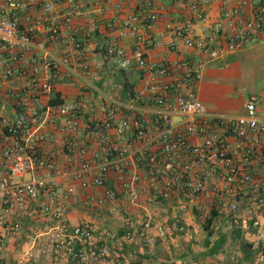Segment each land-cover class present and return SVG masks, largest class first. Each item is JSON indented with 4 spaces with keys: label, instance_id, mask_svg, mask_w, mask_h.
<instances>
[{
    "label": "built area",
    "instance_id": "obj_1",
    "mask_svg": "<svg viewBox=\"0 0 264 264\" xmlns=\"http://www.w3.org/2000/svg\"><path fill=\"white\" fill-rule=\"evenodd\" d=\"M56 1L67 6L61 24L56 23ZM36 9L40 13L34 15ZM188 13L185 20L162 16L173 40L170 48L181 41L215 59L237 52L245 44L264 41V0H237L233 7L223 8L212 26L215 43L211 45L190 38L195 21L208 22L200 5L191 2ZM79 14V0H0V248L3 237L22 232V220L30 213L36 221L52 223L33 237H46L44 254H60L72 264H98L110 257L109 250L96 238L94 227L69 225L65 196L56 181L55 154L39 146L52 142L44 128L55 127L60 117L59 132L68 133L65 145L69 152L74 150L72 137L79 130L78 111L69 103L52 104L49 97L60 67L65 68L67 76L78 79L87 70V47L72 24ZM156 19V15L150 16L146 28ZM129 33L138 39L142 36L135 26ZM60 39L69 49L57 57ZM107 53L118 59L121 69H137L145 85L128 97L120 117L111 108L106 120L88 131V139L98 144L103 156L83 163L75 173L81 187L105 186L114 166L108 159L115 151L108 130L114 128L119 136L127 133L136 143L135 161L147 174L146 194L150 199H174L188 206L199 221L214 219L213 231L222 226L225 231L258 228L260 221L249 214L257 211L264 218V191L255 172L264 155V120L251 115L209 113L196 89L203 63L184 60L172 65L153 64L140 43L129 56L115 45L108 46ZM256 103L257 99L250 97L246 107ZM139 112L151 115L148 125ZM174 116L180 117L178 122ZM83 145L78 144L77 154H83ZM93 169L96 173L88 181L86 174ZM37 171L47 174L31 175ZM25 175L31 178L15 181ZM242 197H247L243 207L246 216L239 217L238 199ZM114 199V191L105 188L97 201ZM131 199L134 203L139 200L136 192ZM142 229V235L152 230L155 237L163 239L172 234L174 225L148 219ZM108 237L115 241L113 235ZM131 237L132 233H127L124 238ZM152 237L146 239L147 244L153 243ZM31 262L34 257L25 251L21 264Z\"/></svg>",
    "mask_w": 264,
    "mask_h": 264
},
{
    "label": "crops",
    "instance_id": "obj_2",
    "mask_svg": "<svg viewBox=\"0 0 264 264\" xmlns=\"http://www.w3.org/2000/svg\"><path fill=\"white\" fill-rule=\"evenodd\" d=\"M259 1L252 0L253 3ZM191 2L200 5L208 22L203 24L195 21L190 38L208 45L215 43L211 35L213 24L222 14V9L233 7L237 0H79L80 14L73 19L72 24L78 31V39L87 47V70L83 73L84 77L78 79L67 76L65 68L60 67L59 73L53 78L54 92L49 97L51 103H69L78 111L79 130L72 137L74 150L69 152L65 145L68 133L59 132L63 120L60 117H57L55 127L44 128L52 142H43L39 146L43 151L55 154L58 171L56 181L65 196L69 225L86 224L94 227L96 238L109 250L110 257L98 264H264V218L260 212L249 214V217L260 221L258 228L235 227L225 231L222 226L213 231L209 246L193 244L203 232L195 224L199 220L188 206L183 207L174 199L152 200L147 196V174L143 166L135 161L137 145L127 133L119 136L114 128L108 130L115 147L108 159L114 166L104 187L89 185L82 188L74 176L83 163L90 164L103 156L98 144L88 139L90 128L104 122L111 108L116 109L117 117H120L128 97L145 85L137 69L120 68L118 59L107 53L110 45L122 49L129 56L135 44L140 43L148 61L157 65H172L184 60L193 64L203 63L196 89L198 99L209 113L251 115L264 120V88L258 86L264 82V41L260 44H245L241 50L224 53L215 59L196 48L184 46L181 41H177L175 48H170L173 40L165 30L166 19L162 16L166 15L168 20L188 19ZM66 8L63 2L56 1V23H62L60 17ZM33 12L36 15L40 10ZM153 15L157 19L147 29L149 17ZM132 26L142 32L140 39L130 35ZM216 42L224 47L220 40ZM68 49L65 41L60 39L56 45V56L62 57ZM250 97H255L257 103L248 108L246 102ZM138 115L148 125L151 115L140 112ZM179 118L174 116L176 122ZM81 142L84 151L79 155L77 148ZM116 169H121L122 173ZM255 172L260 190L264 191V155ZM95 173L96 169L87 172L86 179L91 180ZM43 174L47 173L37 171L31 175ZM31 175L18 179L28 180ZM134 177L136 180L132 182ZM105 188L114 191L115 199L98 203ZM69 189L72 192L68 193ZM133 192L139 198L136 203L131 199ZM246 201L247 197L238 199L239 217L246 216L243 209ZM148 219H153L155 223H174L172 234L163 239L155 237L152 230L151 234L142 235V225ZM22 223V232L2 238L1 262L21 264L24 252L29 251L34 257V262L30 264H72L60 254L43 253L46 237L34 240L35 233L51 226V222L36 221L29 213ZM180 226L183 230L179 229ZM127 233H132L130 239L124 238ZM108 235H113L115 241L112 242ZM150 235L154 236L153 243L147 244L146 239ZM222 239L223 244L214 250L213 246ZM241 242L252 246L249 260L243 257Z\"/></svg>",
    "mask_w": 264,
    "mask_h": 264
},
{
    "label": "trees",
    "instance_id": "obj_3",
    "mask_svg": "<svg viewBox=\"0 0 264 264\" xmlns=\"http://www.w3.org/2000/svg\"><path fill=\"white\" fill-rule=\"evenodd\" d=\"M56 104H59V103L56 102ZM214 222H215L214 219L209 218V219H207L203 223V225H204L203 230L208 233V240H207V242L209 241V238H211L213 236V230L211 228H212V225L214 224ZM170 224L171 225H174V223H170ZM222 244H223V239L222 240H219L216 243V245L213 246L214 250L219 249ZM241 245H242V248H244L243 253H242L244 259L245 260H249V258L252 256V252H253L252 251V246L251 245H246V243H244V242H241ZM245 249H246V251H245ZM0 264H5V263H3V262L0 261Z\"/></svg>",
    "mask_w": 264,
    "mask_h": 264
},
{
    "label": "rangeland",
    "instance_id": "obj_4",
    "mask_svg": "<svg viewBox=\"0 0 264 264\" xmlns=\"http://www.w3.org/2000/svg\"><path fill=\"white\" fill-rule=\"evenodd\" d=\"M258 86H260V88H264V82L262 81ZM176 121V120H175ZM15 181H20L18 178H15ZM195 224H197L198 226H199V228H201L202 229V231L203 232H201V236L198 238H195L196 240L195 241H193V244H195V245H200V246H204V245H207V246H209V244L211 243V241H208L207 242V237H208V233L207 232H205L204 230H203V227H204V225H203V222H201V221H199V222H197V223H195ZM207 242V243H206ZM235 259H236V255H235ZM235 259L233 260V261H235ZM235 262H232V264H234Z\"/></svg>",
    "mask_w": 264,
    "mask_h": 264
}]
</instances>
